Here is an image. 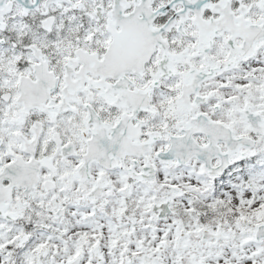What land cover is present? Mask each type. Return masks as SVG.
I'll use <instances>...</instances> for the list:
<instances>
[{
  "label": "snow or ice",
  "instance_id": "1",
  "mask_svg": "<svg viewBox=\"0 0 264 264\" xmlns=\"http://www.w3.org/2000/svg\"><path fill=\"white\" fill-rule=\"evenodd\" d=\"M0 264H264V0H0Z\"/></svg>",
  "mask_w": 264,
  "mask_h": 264
}]
</instances>
